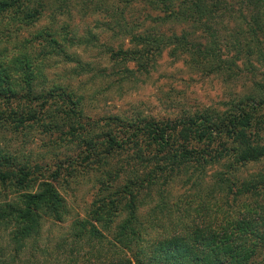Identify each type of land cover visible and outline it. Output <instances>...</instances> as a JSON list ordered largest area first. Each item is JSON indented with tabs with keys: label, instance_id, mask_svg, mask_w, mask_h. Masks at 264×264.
Returning a JSON list of instances; mask_svg holds the SVG:
<instances>
[{
	"label": "trees",
	"instance_id": "1",
	"mask_svg": "<svg viewBox=\"0 0 264 264\" xmlns=\"http://www.w3.org/2000/svg\"><path fill=\"white\" fill-rule=\"evenodd\" d=\"M53 1L55 14L67 10L69 0ZM137 1L158 6L166 21L197 26L203 25L202 19H221L224 9L220 0ZM243 1L253 11L249 9L236 46L241 42L249 56L257 34L264 33V0ZM50 7L46 0H0V35L9 25L14 35L32 28ZM49 19V27L21 40L12 54L0 47V125L17 131L38 123L47 133L64 127L58 141L80 149L79 166L95 174L97 198L89 219L73 226V235L84 240L78 251L88 249L84 255L89 259L83 264H258L254 259L260 256L264 261V170L244 179L236 175L244 165L264 161V112H259L264 100L237 105L235 113L217 116L204 110L170 124L116 116L87 122L80 97L34 91L35 83H47L43 73L50 58L70 60L66 50L74 42L63 27L51 26L52 15ZM204 32L211 40L202 49L182 36L141 33L131 36L135 49L106 50L109 59L136 62L143 72L166 48L170 56L193 52L191 63L214 73L220 68L215 63V35L210 26ZM34 48L39 51L33 54ZM205 63L209 67L200 66ZM83 68L78 63L72 72L79 75ZM124 72L132 75L128 69ZM8 162L2 155L0 165ZM215 164L220 170L201 189L205 169ZM13 169L0 173V184L12 181L18 190L14 198L0 201V230H11L9 241L17 252L38 234L44 219L59 222L66 210L51 182L42 181L34 192H24L30 188L31 173L24 167ZM174 183L184 188L181 198L176 196L179 200L171 198ZM145 206L141 221L137 213ZM64 264L78 263L67 257Z\"/></svg>",
	"mask_w": 264,
	"mask_h": 264
},
{
	"label": "rangeland",
	"instance_id": "2",
	"mask_svg": "<svg viewBox=\"0 0 264 264\" xmlns=\"http://www.w3.org/2000/svg\"><path fill=\"white\" fill-rule=\"evenodd\" d=\"M220 1L224 7L221 19L210 22L202 19L203 25L197 26L173 19L166 21V14L158 6L137 0H69L67 10L58 15L52 7L56 1L46 0L51 7L32 28L14 35L13 28L5 25L9 26L1 30L0 47L12 54L21 40L42 27H49L52 15L54 23L51 26L57 30L63 27L74 42L66 50L70 60L60 56L50 58L43 73L47 83H35L36 93H46L50 89L54 90V95L62 91L72 93L74 98L80 97L82 116L87 122L116 116L170 124L180 119L186 121L204 110L222 116L235 113L237 105L244 107L250 101L264 100V33L257 34L258 43L254 44L252 54L245 55L241 42L238 46L236 42L237 38L240 40V30L246 29L249 9H253L245 6L243 0ZM208 26L215 35V63L220 65L214 73H204L199 66L193 65V52L170 56V48H166L152 59L149 70L143 72L137 70L136 62L109 59L106 50L107 47L112 52L135 49L138 46L131 36L141 33L182 36L186 42L202 49L211 40L204 32ZM37 51L39 49L34 48L31 53ZM78 63L84 64V72L76 75ZM205 65L209 67L207 63L200 66ZM43 129L38 123L17 131L0 125V158L4 155L11 160L5 167L0 165V173L24 167V171L31 173L30 188L24 192H34L42 181L51 182L66 213L59 222L44 219L38 234L25 240L17 252L9 241L11 230H0V264H64L67 257L83 264L89 259L84 255L87 248L83 246L78 251L77 247L84 245V240L73 235V226L89 219L91 204L97 198L95 174L79 166L80 149L58 141L59 133L65 132L64 127L54 133ZM219 170L217 164L205 169L201 189L210 185L212 174ZM263 170L264 161L249 163L236 175L244 179ZM12 183L0 184V201L15 197L18 190L11 186ZM169 191L173 194L172 200H179L180 194H184V188L175 183ZM146 209L145 206L137 213L141 221ZM260 259L261 256L256 257L255 263L264 264Z\"/></svg>",
	"mask_w": 264,
	"mask_h": 264
}]
</instances>
